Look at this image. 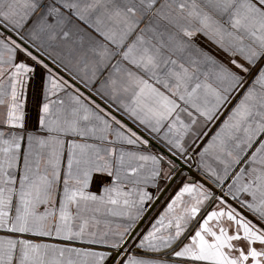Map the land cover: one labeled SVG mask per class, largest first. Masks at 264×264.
<instances>
[{
    "label": "snow or ice",
    "instance_id": "6c2138e0",
    "mask_svg": "<svg viewBox=\"0 0 264 264\" xmlns=\"http://www.w3.org/2000/svg\"><path fill=\"white\" fill-rule=\"evenodd\" d=\"M148 15L155 25L150 21L124 48ZM73 16L123 50L114 53L96 41L81 55L83 74L69 83L58 72L67 66L50 50L74 30L83 31L68 27ZM198 34L224 59L194 44ZM165 47L191 48L200 58L192 57L189 68L164 56ZM89 52L96 58L90 73ZM117 54L121 61L93 93L106 109L77 85L92 92ZM38 70L46 75L41 134L29 132L22 151L25 134L16 131L24 129L21 97ZM121 73L125 79L117 86ZM241 91L199 153L200 167L221 194L184 183L135 245L138 253L130 254L127 240L152 199L144 188L173 179L175 162L151 151L150 139L110 109L115 105L172 157H185ZM0 106H6L0 119V232L18 234L0 236V264H264V0H0ZM116 144L120 147L108 146ZM210 154L220 171L205 160ZM94 173L112 177L99 196L87 191ZM88 202L117 206L109 214L131 222L99 230V220L81 215ZM27 235L105 247L35 243L23 238Z\"/></svg>",
    "mask_w": 264,
    "mask_h": 264
},
{
    "label": "crops",
    "instance_id": "0c3cea01",
    "mask_svg": "<svg viewBox=\"0 0 264 264\" xmlns=\"http://www.w3.org/2000/svg\"><path fill=\"white\" fill-rule=\"evenodd\" d=\"M97 13H92L90 19L94 23L96 19ZM155 19L151 15H148L139 25V27L136 29V31L128 37V40L125 42L124 48L127 47L128 44H130L133 40H135L136 35L139 33L140 29L145 28L149 22H153L155 25ZM160 27L157 29V31H164L165 29V21L161 20L160 22ZM73 25L78 26V29H82L83 31H75L74 34L71 36V38L66 41V42H61L60 46L57 48H54L51 51L53 56H56L59 54V58L63 60L64 64L67 66L68 71H65L63 68L59 69L58 72L65 80H67L69 83H76L72 79L73 75H82L83 70H84V64L81 62V55L85 52L88 51L90 46H95V42L99 41L101 44H107L108 48L110 49L111 52L114 53H119L123 49H117L114 45L109 43L108 41H105L103 37L99 36L98 33L94 31L93 28L89 27V25L83 21L78 20L75 16L71 18V23L68 25V27H72ZM103 27V26H102ZM171 31H175L172 29ZM149 35H151L149 33ZM81 37L83 39L81 40ZM117 38H119L117 36ZM160 39L164 42L165 45H168V38L167 36H161ZM154 43L156 42L155 39L153 41ZM194 44L199 45L201 48H203L205 51L210 53L213 56H216L218 59H224L223 54L220 53L214 45L209 44L208 42L205 41V39L201 35H197L193 41ZM162 52L164 56L169 57L172 60H176L177 63H183L186 67L191 68V58L196 57L200 58V54L195 52L194 49H185V50H180V49H173L169 50V47H165L162 49ZM96 59L90 52H89V63H88V71L89 73L91 72L92 69V61ZM117 61H121V56L119 54L115 55L111 62L109 63L108 67L104 69L103 74L100 75L99 80L95 83L93 87L92 92H88L86 89L83 88L82 85H77L78 87L81 88L82 91H85L86 95H92L93 99L96 100L97 103H99L102 107L108 108V106L105 104L104 100H102L99 96L93 95L95 92L96 88L100 87V81H104L109 74L112 72V64L117 63ZM51 64V61H48ZM126 67H131V65H127V62H122ZM259 65H257V68ZM133 71H136V69L133 68ZM256 74V68L252 69V75L248 76L247 79L249 81L252 80L253 76ZM119 83L125 79L123 77V74H119L115 77ZM203 79V77H201ZM209 82L212 83L213 81L211 78L209 79ZM45 83H46V75L43 72V70H38L37 74L28 81L26 91L24 95L21 97V102L23 104V113H24V129H16V131L20 132L23 131L25 134V139L22 141V151L24 148L27 147V134L29 132L35 133V134H41L39 130L40 125H39V120L41 116V108L42 104L46 101V96H45ZM215 86V84H213ZM157 87H160L157 85ZM163 91L164 89L161 88ZM71 92V89L68 90ZM60 97H63L65 101L67 102V96L63 92L58 93ZM243 95V92L241 91L239 94L236 95L235 99L232 100L231 104L227 106V108L222 109L223 114L220 116L218 120H215V122L209 123L207 130H208V135L203 138L201 141H197V147L189 151V153L192 154V158H194L195 162V170L201 174L204 175L205 178L211 183L212 180L209 178V175L206 174L202 168L200 167L201 164V158L199 153L203 151V148L207 146V144L211 141L212 136L215 134L216 131L219 130L221 124L223 121L227 118L229 112L231 111L232 107L235 106V104L238 102V100L241 98ZM50 99H56V96H51L49 97ZM121 98H125L123 94L121 95ZM118 119L122 120L125 124H127L129 127L133 128L136 130L139 134L144 136L147 139H150L151 143L149 145L151 151L153 152H159L161 154H167L169 158L173 159L175 162V167L177 166V159H180V161H190L189 158V153L185 157L181 156H176L172 157L171 153H168L167 148L163 144H159L154 140H151V137L148 136L146 133H144L141 128H137L136 124L128 119L126 114H123L122 112H117L115 111V105H113V108L110 109ZM6 115V106H0V119H3L4 116ZM203 118H201L202 122ZM113 137H110L112 139ZM264 138V137H262ZM78 139V138H77ZM89 142H95V141H89ZM109 147H116L119 148L120 145H108ZM205 160L212 165V167L216 168L217 171H220L222 168V165L218 164V162L213 158V156L210 154L205 157ZM66 161H67V152L65 151L63 162H62V172L61 176L63 177V168H66ZM176 172L173 173V176ZM185 172H181L179 177L175 180V182L170 183V180L166 181H161L158 183L157 186H152L148 185L144 188L145 191H147L152 199L151 200H146L143 206V211L140 213L139 218L135 221L133 225V233L129 236L127 240V249L130 250V254H137L138 249L135 250V245L138 243V241L142 238L143 235H146L148 231L151 230L152 225L156 222L157 219L161 215L164 214V212L167 209V205L171 202V200L176 196V194L179 192L180 188L183 186L184 183H196V184H203L205 188H209L212 190L211 187L208 185L200 182V181H195L192 179L191 176H186L185 177ZM112 183V177L107 176L106 174L103 173H94L92 177V181L87 189V191L96 194V195H102V188L105 185L111 184ZM212 187H216V189L221 192V189L217 187L216 184L211 185ZM131 185H128L125 190H130ZM224 190H227V183L224 185ZM187 199V197H185ZM235 206V202H233ZM57 207H58V202H57ZM110 207L116 208L118 211L120 210L117 206H111V205H105L101 204L99 202H88L87 204V209L83 210L81 212V215L84 217H87L91 220V218H95L100 221V224L98 226L99 230H103L105 225H110L111 227L115 228L118 225H126L130 223L131 221L121 218V217H116L112 216L109 214L108 209ZM99 209V211H96ZM73 214H75L76 209L75 207H72L70 209ZM210 210V207H209ZM40 211H43V206H41ZM78 222V221H77ZM195 227V225L193 226ZM92 230H97L96 228H93ZM18 234H12L8 232H0V236H10L12 238H17ZM24 239H29L32 240L35 243H49V244H58L61 246H70V247H78V248H92L93 250H103L105 246L102 245H88L86 243H81L79 241L76 242H70V241H65L62 239H55V238H47V237H37V236H24ZM259 248V245H256ZM182 247V244L180 245ZM176 250H179V247L176 248ZM161 258H167V257H161ZM176 264H184L182 261H176Z\"/></svg>",
    "mask_w": 264,
    "mask_h": 264
},
{
    "label": "water",
    "instance_id": "95a60500",
    "mask_svg": "<svg viewBox=\"0 0 264 264\" xmlns=\"http://www.w3.org/2000/svg\"><path fill=\"white\" fill-rule=\"evenodd\" d=\"M189 158H190V160H191V162L190 161H180V159H177V166L175 167V169H176V171H179V172H176L175 174H174V176H173V179H171L170 180V183H171V181L172 182H175V180L179 177V175L181 174V172L183 173V172H185V177L186 176H191L192 177V179H194L195 181H200V182H202V183H204V184H206V185H208L209 187H211L212 188V190L215 192V194L216 195H220L221 194V192H219L217 189H216V187H212L211 185H213V184H211L206 178H205V176L204 175H201V174H199L194 168H195V162H194V158H192V154L191 153H189ZM137 248H135V250L134 251H137L136 250Z\"/></svg>",
    "mask_w": 264,
    "mask_h": 264
}]
</instances>
